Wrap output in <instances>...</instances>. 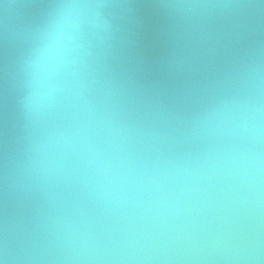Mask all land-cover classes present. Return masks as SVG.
Masks as SVG:
<instances>
[{"label": "clouds", "instance_id": "obj_1", "mask_svg": "<svg viewBox=\"0 0 264 264\" xmlns=\"http://www.w3.org/2000/svg\"><path fill=\"white\" fill-rule=\"evenodd\" d=\"M58 7L29 62L47 124L29 171L70 195H52L35 232L5 227L0 264H264V66L199 121L204 147L177 154L88 100L82 26L100 5Z\"/></svg>", "mask_w": 264, "mask_h": 264}, {"label": "water", "instance_id": "obj_2", "mask_svg": "<svg viewBox=\"0 0 264 264\" xmlns=\"http://www.w3.org/2000/svg\"><path fill=\"white\" fill-rule=\"evenodd\" d=\"M0 0V238L38 230L51 197L29 171L47 124L34 118L29 62L59 5ZM98 4L82 26L86 96L174 153L200 151L204 116L234 94L246 70L264 66L260 0H80ZM188 4L247 5L188 9ZM55 119V118H54Z\"/></svg>", "mask_w": 264, "mask_h": 264}]
</instances>
